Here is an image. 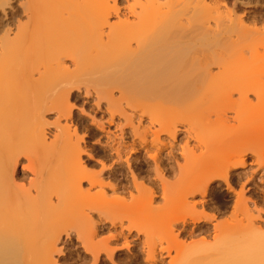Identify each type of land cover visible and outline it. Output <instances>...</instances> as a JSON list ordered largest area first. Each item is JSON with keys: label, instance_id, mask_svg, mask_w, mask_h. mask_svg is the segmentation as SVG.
<instances>
[{"label": "bare ground", "instance_id": "1", "mask_svg": "<svg viewBox=\"0 0 264 264\" xmlns=\"http://www.w3.org/2000/svg\"><path fill=\"white\" fill-rule=\"evenodd\" d=\"M11 1L0 0V264H68L74 237L89 264H119L131 246L129 264H264V56L231 36L195 38L204 17L184 21L178 3L20 0L8 12ZM82 94L91 113L77 112ZM86 119L116 130L99 171L84 160ZM116 166L132 185L115 186ZM241 169L232 206L214 208V184L233 190Z\"/></svg>", "mask_w": 264, "mask_h": 264}, {"label": "rangeland", "instance_id": "2", "mask_svg": "<svg viewBox=\"0 0 264 264\" xmlns=\"http://www.w3.org/2000/svg\"><path fill=\"white\" fill-rule=\"evenodd\" d=\"M18 1H20V0L11 1L10 2L11 5L10 6L8 5L6 7L7 11L9 12V11H11L12 7L13 8L16 7L18 5ZM53 1L55 3H62V4L70 2V0H53ZM89 1L90 0H86V3L89 4ZM91 1H93V0H91ZM126 1L120 0L118 2H111L109 7L112 8L115 6H123V5L142 7L144 5H149L151 3V0H126ZM172 3H178L179 4V5L177 4L179 6L178 9H180L181 15H182L184 21L188 17V15L186 16V14H188V12H190L191 9L193 11H195L197 16L204 17L202 20L199 21V23L197 24V26L194 28V30L192 32V36H194L195 38L205 39V40L206 39L207 40L208 39L214 40V38L219 39L218 37H223V38L225 37L226 38L227 36H231L233 39H235V41H236V39H238L240 41V42H238V44L242 43L243 46H247V44H248L249 48H250V46H251V49L256 48L255 50H258L259 53L262 56H264V0H158L154 4L160 5L163 7H166V6L168 7ZM1 17H2V13L0 14V18ZM184 23L186 24V29H187L188 28L187 23L183 22V25H185ZM1 30H2V28H0V31ZM183 30L185 31V29H183ZM231 37H229V39H232ZM220 39H222V38H220ZM255 50H253V51H255ZM0 59H1V57H0ZM90 101L91 100L84 94L77 96L76 101H74L76 109L77 108L79 109V110L77 109L78 110L77 112L80 113V110L85 109L86 113L87 112L91 113L90 107L92 106V103ZM86 120L84 121L85 127L86 128L91 127V128H89L88 131H87L88 128L87 129L83 128L82 130L80 129V131H79V133L80 132L82 133V134L80 133V135L81 136L83 135L82 137L85 138V147H86V153H87L86 155L87 156L85 155L84 160L87 162V165H89V168H91V170L99 171L100 165L103 162H105L106 159L110 160L113 157L112 152H110V149H108V147H107L108 146L107 142L109 140L106 137H108V134H107L108 131L111 133H115L116 130L113 126H111L112 127L111 128V127H108V125H106V129H108V130H106L107 132L106 131L100 132L94 126H92L90 124L88 119H86ZM261 125H262L261 127L264 128V124H261ZM76 127H78V126L76 125ZM110 128L112 130H110ZM263 128H262V130H263ZM85 129H86V131H85ZM84 134L86 136H84ZM128 138L126 140L129 142L130 138H129V140H128ZM97 142H99L101 144H99ZM105 143H106V145H105ZM104 148L107 149V151ZM165 149L166 150L168 149V151H169L170 148H165ZM137 151L138 152H136L134 157H136V159L139 161V163H140V161H144L145 159H147L150 162L148 157L146 158L147 155L145 154V152H143L142 149L140 152H139V150H137ZM165 153H164L163 157H165ZM262 153H264V147L262 148ZM249 157H247V160H249L248 166H250V163L251 162L253 163L252 160H254L253 156L249 155ZM165 159H166V157H165ZM164 164H168L167 159L163 161V165ZM116 168L119 169V167H117V166H116ZM118 171H119V174L117 175L118 178L115 181L117 183H114L115 186L117 185L118 188H120V187L124 188L128 185L130 186V184L132 185V183H131L132 182V174L129 175L130 173H129L128 169L125 168L124 172H122L123 170H121V169H119ZM144 171L147 173V174L145 173V176H147V177L149 176V178L152 180V182H150V183H149V181H145L146 186L148 185L147 186L148 188H152L151 185L153 184L152 189H154V191L157 190L155 192H156V194H158V198L156 199V201L158 200L157 204L162 205L163 204L162 197H161V193H159L160 190L157 188L158 187V185L156 184L157 181L156 180L153 181V179H155V176H153L154 172H153L151 163L147 164V167H146V165L144 166ZM237 172H236L237 174H235V176L233 177V180L231 181V185H232L233 190H229L227 188V186L225 184H223L222 182H217L214 184V186H213L214 190H213L212 196L210 197V204L212 206H214V208L220 209L222 211H224V210L226 211L227 208L225 207V204L228 205V203H229L228 206H232V204L234 202L233 200H235L236 190H238V188H239L238 185H241L240 181H242V183L245 182L246 177L249 174L248 173L246 175V172H248V169L246 171L241 169V170H238ZM239 173H242V175L239 176L238 175ZM136 174H139V172L137 171ZM259 176H261V174L258 175V178H260ZM234 183L237 186L236 185L233 186ZM121 184L123 185V187ZM119 185H120V187H119ZM149 186H151V187H149ZM155 186H157V187H155ZM230 210L228 209L229 212H230ZM161 221L162 220H159V222H161ZM205 227L207 228V226H203V228H205ZM106 228H108V227H106ZM104 231H107V230H104ZM102 233H106V232H101V234ZM106 235L107 234H104L103 236H106ZM159 241H161V239ZM159 241L157 240V243ZM172 241L173 240H171V239L168 241L166 240L168 245H170L172 243ZM167 243H165V241H164L162 243V245L164 244L163 247H166ZM158 244H160V243H158ZM130 252H128V250L126 251L124 249L117 252L119 255V260H118L120 262L119 264H129L127 262L130 260V258H129L130 255L136 253L137 249L135 247L131 246ZM64 253H65V256L67 257V261H69L68 264H89L87 260L84 261L85 259L83 258V256H84L83 250L77 244L75 237L73 238V243L67 245V248L65 249Z\"/></svg>", "mask_w": 264, "mask_h": 264}]
</instances>
